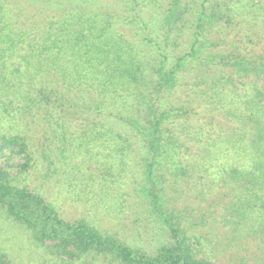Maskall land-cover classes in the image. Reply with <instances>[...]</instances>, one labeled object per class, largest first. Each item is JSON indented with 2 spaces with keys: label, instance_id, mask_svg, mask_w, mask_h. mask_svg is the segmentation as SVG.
Listing matches in <instances>:
<instances>
[{
  "label": "trees",
  "instance_id": "obj_1",
  "mask_svg": "<svg viewBox=\"0 0 264 264\" xmlns=\"http://www.w3.org/2000/svg\"><path fill=\"white\" fill-rule=\"evenodd\" d=\"M115 3L0 0V233L44 264H264V0ZM49 181L116 216L130 186L156 246L64 220Z\"/></svg>",
  "mask_w": 264,
  "mask_h": 264
},
{
  "label": "rangeland",
  "instance_id": "obj_2",
  "mask_svg": "<svg viewBox=\"0 0 264 264\" xmlns=\"http://www.w3.org/2000/svg\"><path fill=\"white\" fill-rule=\"evenodd\" d=\"M96 1L100 5H109L111 7L116 6L115 0ZM7 155L8 154L5 155L4 160L3 158H0V163H2V167H6V169L13 174L14 172H16L17 166L20 165L22 161H20L19 158L14 154L9 156V159H7ZM91 168L92 171L97 169L95 162L93 163ZM37 178L38 177L36 173H33L27 177V182L30 188H35V186H37ZM97 182L99 181L97 180ZM130 188L131 187L129 186V191L127 192L128 196L124 197L123 199L124 201L126 199V202L124 205V213L121 216H116L114 213H112L111 208H107L109 207L110 203H106L104 207L102 203H99L98 195L93 196V194H96V191L98 189L97 183L93 185V187L91 186L89 188L94 192L90 195H88L86 192V194H84L85 196L79 194L78 191L71 192L69 189L65 188V185L60 187H53V181H49L41 190V192L44 193L46 199L50 201L52 200L57 203L60 216L66 221L71 222L78 219H84L85 221L92 224H99V227L104 230H108L114 233L116 232L124 241L133 243L132 246L144 248H150L153 246L154 248L156 246V242H154L156 240L154 233L152 231H150L149 233H144V231H146V229L149 227L148 224H146V222L144 221L143 223H141L142 221H140L136 226H134L133 224L134 217L138 209L136 205V197L132 195ZM77 194L80 198L82 197L83 199L86 197V195L88 196V198H95L94 200H90L89 203L85 205L81 203L75 204L72 198L77 196ZM115 195L117 196V192L113 189L111 193H109V196H107V198H114ZM0 238V240H5L4 243H1L2 241L0 242V253H2V250L4 249V251L7 252L6 258H10L9 260L11 264H44L43 262L45 261V256L41 249L28 248L23 246L24 249L22 250V252L20 253L18 251L19 249L17 248V243L19 241H22L19 233H16L15 231H9L7 236H3L2 233H0ZM216 261V263L221 264V255L218 256ZM54 263L55 262L51 261L47 264ZM98 264L106 263L104 261H99Z\"/></svg>",
  "mask_w": 264,
  "mask_h": 264
}]
</instances>
